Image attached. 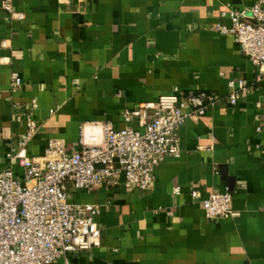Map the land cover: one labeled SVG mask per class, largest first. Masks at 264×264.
<instances>
[{
	"label": "crops",
	"instance_id": "1",
	"mask_svg": "<svg viewBox=\"0 0 264 264\" xmlns=\"http://www.w3.org/2000/svg\"><path fill=\"white\" fill-rule=\"evenodd\" d=\"M258 1L11 0V14L0 0V173L23 175L7 154L25 137L33 100L39 130L27 155L43 163L50 139L80 150L85 125L140 130L124 110L163 95L221 98L180 128L181 156L160 165L148 190L69 185L71 203L99 208L101 246L51 264H264V82L235 38L215 30L232 25L226 7L240 13ZM238 79L249 91L231 105ZM193 190L202 199L229 190L232 216L208 219Z\"/></svg>",
	"mask_w": 264,
	"mask_h": 264
},
{
	"label": "built area",
	"instance_id": "2",
	"mask_svg": "<svg viewBox=\"0 0 264 264\" xmlns=\"http://www.w3.org/2000/svg\"><path fill=\"white\" fill-rule=\"evenodd\" d=\"M3 9L13 14L11 0H5ZM222 15L229 17L232 25H217L215 30L235 38L243 54L258 68L257 81L264 82V0L240 13L226 7ZM20 85V77L14 76L12 91ZM229 86L231 105L248 94L249 87L242 79L231 80ZM220 99L211 91L163 95L155 103L124 110L125 123L136 119L140 130L85 125L80 150L69 154L63 141L50 139L43 163L27 155V145L39 130L32 117L38 107L33 100L25 121V137L7 154L10 164H20L23 175L12 169L0 173V264H51L62 257L67 261L69 254L99 248L101 230L96 217L100 210L91 204L71 203L68 186L89 192L120 185L148 190L160 165L168 157L181 156L180 128L189 119L198 123ZM256 119L262 120L260 115ZM256 131L261 132L262 126ZM174 192L179 194L180 189ZM191 197L201 203L210 220L228 219L233 214L229 190L211 193L206 199L193 190Z\"/></svg>",
	"mask_w": 264,
	"mask_h": 264
}]
</instances>
